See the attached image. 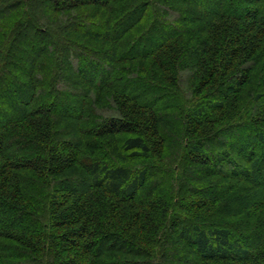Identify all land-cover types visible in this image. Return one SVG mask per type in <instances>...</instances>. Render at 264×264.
I'll list each match as a JSON object with an SVG mask.
<instances>
[{
	"label": "trees",
	"instance_id": "1",
	"mask_svg": "<svg viewBox=\"0 0 264 264\" xmlns=\"http://www.w3.org/2000/svg\"><path fill=\"white\" fill-rule=\"evenodd\" d=\"M8 85L0 264H264V0H0Z\"/></svg>",
	"mask_w": 264,
	"mask_h": 264
},
{
	"label": "rangeland",
	"instance_id": "2",
	"mask_svg": "<svg viewBox=\"0 0 264 264\" xmlns=\"http://www.w3.org/2000/svg\"><path fill=\"white\" fill-rule=\"evenodd\" d=\"M210 3V2H209ZM207 7V6H206ZM175 17L178 16V13H175L174 14ZM173 28V27H171ZM171 28H169L171 30ZM168 29V30H169ZM99 31H103V28H98ZM173 31V30H172ZM171 32V31H170ZM49 47V42L45 43V46L41 47V49L45 50ZM38 49L37 47L34 48V50ZM25 55H28L27 53H24V52H21L19 53V55L17 56V60H18V64L17 65H20L21 66V69L19 71V73L21 72V75H24V69L25 67H28L29 65L27 64V61H25ZM23 77V76H22ZM16 91L14 90V87L13 86H7V87H3V88H0V97H2L3 100H10L11 102H19V93H17L16 95ZM15 104V103H14ZM63 104L65 106H72L73 104L70 103L69 101H65L63 102ZM64 105H62L61 107L63 108ZM171 112V111H170Z\"/></svg>",
	"mask_w": 264,
	"mask_h": 264
}]
</instances>
